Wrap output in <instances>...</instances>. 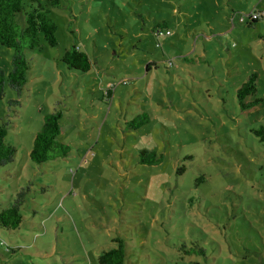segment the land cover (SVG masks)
Here are the masks:
<instances>
[{"label":"rangeland","instance_id":"374dc122","mask_svg":"<svg viewBox=\"0 0 264 264\" xmlns=\"http://www.w3.org/2000/svg\"><path fill=\"white\" fill-rule=\"evenodd\" d=\"M40 2L57 45L27 49L24 89L6 82L0 100L16 148L0 166V211L22 193L19 227L0 226V264H98L115 237L125 264H264V140L253 131L264 126V16L239 19L264 13V0ZM162 20L169 33L156 36ZM72 44L89 70L62 62ZM12 55L0 44L6 72ZM253 72L246 100L259 102L243 110L236 91ZM55 107L70 151L38 164L29 151ZM144 149L161 160L140 163Z\"/></svg>","mask_w":264,"mask_h":264},{"label":"trees","instance_id":"16d2710c","mask_svg":"<svg viewBox=\"0 0 264 264\" xmlns=\"http://www.w3.org/2000/svg\"><path fill=\"white\" fill-rule=\"evenodd\" d=\"M49 1L50 6H56L60 3V0ZM28 7L30 8L27 10L24 0H0V44L13 50L9 71L6 72L0 68V100L4 96L6 82L9 88L16 91L18 95L24 89L30 68V62L26 55L27 49L42 50L45 47L42 40L51 47L57 45V26L50 16V9L43 5L40 0H30ZM253 11L258 13V17H246L245 20H249L250 24L264 16L262 11L252 10L251 12ZM259 12H262V14ZM167 27L165 21H158L153 27L154 35H161L164 31L166 33ZM61 60L69 69L81 71L89 70L92 64L87 53L75 44L63 51ZM256 80V72L249 74L236 91L238 102L243 110H247L259 102V100H246L247 96L255 94ZM17 103H19V99L9 101L11 106ZM61 117L62 110L60 107H55L45 113L43 124L36 133L29 151V157L32 161L41 164L68 155L69 145L59 139ZM147 117L146 113L135 115L128 123L127 128L131 130L140 128L146 122ZM6 125V123L0 124V166H6L13 162L16 153L15 146L5 140L8 132ZM253 131L262 141L264 140L263 125ZM138 156L142 164H154L161 160V156H157L154 151L146 149L141 150ZM21 196L22 193H18V198L14 200L12 206L0 211V226L11 230L19 227L22 221V215L19 212L22 201L20 200ZM112 241L115 243L114 246L99 253L98 264H125L126 248L124 240L115 237ZM190 249L188 251L192 252V248Z\"/></svg>","mask_w":264,"mask_h":264},{"label":"built area","instance_id":"2783aa9c","mask_svg":"<svg viewBox=\"0 0 264 264\" xmlns=\"http://www.w3.org/2000/svg\"><path fill=\"white\" fill-rule=\"evenodd\" d=\"M246 17H251V18H256L258 17V13L257 12H250V13H246L245 15L239 17L240 21L243 22L245 21ZM166 33H169V31L167 30Z\"/></svg>","mask_w":264,"mask_h":264}]
</instances>
